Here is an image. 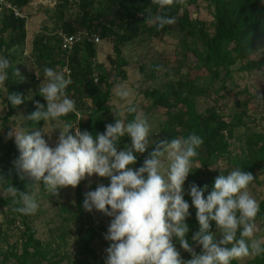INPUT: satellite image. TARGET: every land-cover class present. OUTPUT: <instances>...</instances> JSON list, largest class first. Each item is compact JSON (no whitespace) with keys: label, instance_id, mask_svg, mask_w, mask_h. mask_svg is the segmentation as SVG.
<instances>
[{"label":"trees","instance_id":"obj_1","mask_svg":"<svg viewBox=\"0 0 264 264\" xmlns=\"http://www.w3.org/2000/svg\"><path fill=\"white\" fill-rule=\"evenodd\" d=\"M36 1L39 0H5L25 13ZM53 1L60 18L72 6L76 8L78 16L72 21L62 22L59 31L42 28L35 35L30 54L24 58L31 64V71L15 66L18 61L16 52L24 47L26 40V20L15 17L11 10L0 6V57L10 61V67L6 70L8 78L0 91V95L6 98L7 106L6 114L0 117V150L9 156V161L0 166V175L8 179L0 183V187L6 190L12 184L21 192L27 191L30 181L27 177L21 180L13 165V161L19 157L14 138L6 137L9 128H15L14 116L22 108H26V121L21 128L31 132L46 126L47 122L27 120L28 115L36 111L37 102L46 108V101L38 94L45 67L58 72L66 69L69 73L64 72L71 81L66 94L75 101L76 111L60 117L62 127L67 122L73 127L77 125L82 132L87 130L93 135L104 133L107 124L121 119L109 105L111 91L125 79V68L132 58L142 57L145 61L146 50L165 38H171L177 50L173 55V65L170 66L168 60L160 55L156 61L140 66L142 83L146 87L140 92L141 103L131 106L148 118L152 128L150 135L156 137L155 142L186 137L189 133L200 135L204 140L198 149V156L193 160L192 173L184 184V199L190 205V215L186 221L190 231L186 239L199 254L201 247L192 242L199 225L196 210L191 206L189 186L196 184L203 188L207 185L210 192L220 174L227 175L239 169L250 172L254 177L256 171L264 170V130H256L257 121L244 110L253 99L252 95L247 87L241 89L237 84L238 80L250 75H264V0H184L183 4L174 3L163 9L153 5L151 0ZM200 3L205 5L211 17L209 23L190 17L188 9L198 11ZM158 14L175 17V24L158 30L156 25L145 23L148 15ZM79 32L85 35L82 41L71 51L63 52L60 34L71 36ZM92 35L98 36L100 42L111 44L112 55L106 57L108 71L105 65L97 61L98 46L91 41ZM125 48L131 49L127 56L124 54ZM167 67L169 70H166ZM184 68L206 73V83L200 84L197 76L190 78ZM15 69L23 79L14 74ZM34 74L38 76V83ZM162 78L169 80L164 84L159 83ZM27 88L33 89L30 98ZM13 93L23 99V103L17 107L7 101V96ZM261 96L264 97V89L258 97ZM201 99L213 101L212 106L203 112L199 110ZM258 100L263 107L260 118L264 122V99ZM220 102H223L224 108L220 107ZM135 115L128 111L124 122L132 121ZM48 122L52 126L57 124L56 121ZM155 142L144 154L137 155L135 168L142 166L145 158L154 150ZM128 143L130 138L123 136L117 147L122 150ZM83 185L84 181H81L75 188L74 205L61 206L60 209L61 215H67L62 222L75 225L77 251L68 264H104L91 247L97 231L92 226L89 213L83 208L85 194L94 191L95 184H91L85 193ZM39 191L47 193L43 185ZM207 195L208 192L205 198ZM12 201L13 197L9 194L0 198V208L6 210L9 226L15 225L19 234L17 243L8 246L4 252L1 264H61L63 257L51 249V242L43 244L36 238L30 215L14 211L19 205ZM259 208L255 224L264 228V197L259 202ZM210 225V231L215 234V222L210 221ZM65 236L60 237V245H65ZM173 243L182 259H191L175 238ZM231 264H264V254L234 259Z\"/></svg>","mask_w":264,"mask_h":264},{"label":"clouds","instance_id":"obj_2","mask_svg":"<svg viewBox=\"0 0 264 264\" xmlns=\"http://www.w3.org/2000/svg\"><path fill=\"white\" fill-rule=\"evenodd\" d=\"M151 3L163 9L174 3L183 4L184 0H151ZM175 22V17L159 14L148 15L145 21L156 25L158 30ZM9 67L10 61L0 57V85L8 78ZM14 74L21 77L18 69ZM70 83L64 72L45 67L38 94L46 101V108L37 102L36 111L27 120L59 124L60 117L75 112V101L66 94ZM114 91L129 104L127 110L137 114L127 123L115 119L106 125L104 133L82 132L77 125L65 122L58 128L55 146H50L55 130L46 129L45 125L31 132L9 128L6 139L14 138L19 151V157L13 161L14 169L21 180L27 177L30 181L26 192L12 184L6 188L13 204L19 205L14 211L34 215L39 208L36 195L41 185L51 196L58 197L60 189H75L81 181L95 175L107 178L110 183L98 184L94 191L87 192L83 208L111 218L104 235L109 242L105 264H231L234 259L264 254V237L254 235L259 203L248 190L254 177L239 169L216 177L210 192L207 185L189 186L191 206L196 210L199 225L192 242L201 247V252L195 251L186 239L190 231L186 223L190 205L184 199V184L192 173L203 138L189 133L186 137L157 141L142 166L135 168L137 155L149 148L150 124L143 113L131 106V88L117 83ZM7 101L13 107L23 103L22 97L14 93L7 96ZM123 136L130 138V143L121 150L117 144ZM7 180L0 175V183ZM210 221L215 222L216 234L210 231ZM174 238L191 259L181 258Z\"/></svg>","mask_w":264,"mask_h":264},{"label":"rangeland","instance_id":"obj_3","mask_svg":"<svg viewBox=\"0 0 264 264\" xmlns=\"http://www.w3.org/2000/svg\"><path fill=\"white\" fill-rule=\"evenodd\" d=\"M100 1V0H95ZM190 13L191 19H197L199 21H203L209 23L211 21V17L208 11L205 8L203 3L199 4V9L196 11L194 8L188 9ZM26 15V40L24 47L16 52L18 57V61L15 63L16 67L24 68V70L31 71L32 66L27 61L26 56L30 54L32 41L38 33L42 31V28L48 29V31H57L62 22L72 21L78 16V12L76 8L73 6L65 10L63 17L60 18L55 9L53 0H39L33 2ZM59 31V30H58ZM98 46V55L97 61L99 64L105 65L108 71V66L106 62V57L108 55H112L111 44L109 42H99ZM131 51L130 48H125L124 54L127 56ZM22 52V54H21ZM177 50L173 45V40L171 38H165L163 42L155 43L153 48L146 50V58L143 61L142 57L140 58H132L131 62L125 68V79L120 81V83L126 84L129 88H131L133 95L131 97V105L138 106L142 99L140 96V92L142 89L146 87L145 83H142V73L140 72V66H144L149 62H154L160 55H163V58L168 60V64L170 66L173 65V55ZM140 53V52H136ZM21 54V55H20ZM22 57V58H21ZM21 58V59H20ZM141 62H146L141 64ZM168 66V67H170ZM167 67L166 70H169ZM188 72V76L190 78L198 77V81L200 84L206 83V73L201 72H192L187 70V68L183 69ZM35 82L38 83V76L34 74ZM168 78H162L159 83H167ZM238 86L243 89L247 87L250 95H252L253 99L250 104L247 106L245 111H247V115L257 121L256 130L263 131L264 130V122H261V116L263 114V107L261 102L258 100L259 93L264 89V75L263 74H253L243 80H238ZM115 88V87H114ZM114 88L111 91V100L109 105L116 111L121 120L125 119V115L128 112L127 109L129 104L121 100L115 95ZM3 90V85H0V91ZM28 97L32 96L31 91L33 89L27 88ZM6 98L4 95H0V117H3L6 114L7 106H6ZM213 101L210 99H201L199 103V110L203 112L204 109L211 107ZM25 107V106H23ZM220 107L224 108L223 102H220ZM137 112L141 113V111ZM137 114V113H136ZM26 121V108H22L17 111L14 116L15 128H21L22 123L24 124ZM46 129L55 130L52 133L51 139L49 140L50 146H55V142L59 136V129L62 128V125L57 123L56 125H51L50 122L46 123ZM151 128V125H150ZM57 129V130H56ZM152 129V128H151ZM1 132V131H0ZM2 134V133H0ZM150 144L149 146L156 141V137L153 138L150 134ZM48 140V137H45ZM9 161V156L2 150H0V166L6 164ZM1 168V167H0ZM83 185V192H87L89 186L91 184H95V189L98 184L103 183L107 186L110 182L106 180V178H100L98 176H92L86 178ZM248 190L250 194L257 200L259 203L264 197V170L256 171L254 174V181L249 185ZM7 196L6 191L0 187V198ZM37 202L39 204V208L34 215H30V221L33 231H35L36 238L43 244L47 242H51V249L55 250L59 255L63 257V261L61 264H68L69 261H72L73 253L77 251L75 249V225L70 223H63V219L67 218V215H61L60 209L61 206H73L75 203V189L69 187L66 189L59 190V196H51L49 193H42L40 191L37 192L36 195ZM5 209L0 208V264L3 259V254L8 248V246L15 245L17 243V236L19 234V230H16L15 225L9 226V223L5 216ZM89 213V212H88ZM91 218L92 226L97 231V236L95 237L91 247L95 251L96 255L99 259L103 261L105 264L106 259V248L109 246V242L104 239V235L107 232L108 225L110 223L109 217H105L102 213H98L95 210L89 213ZM10 220V219H9ZM257 231L255 232V238L264 237V228L259 224L256 225ZM217 232V229H216ZM215 232V234H216ZM65 234V245H60L61 241L60 237ZM60 246H59V245ZM13 264V263H9Z\"/></svg>","mask_w":264,"mask_h":264},{"label":"built area","instance_id":"obj_4","mask_svg":"<svg viewBox=\"0 0 264 264\" xmlns=\"http://www.w3.org/2000/svg\"><path fill=\"white\" fill-rule=\"evenodd\" d=\"M0 6H2L5 9L11 10L15 17L26 20V15L24 14L23 10H19L16 7L10 6L8 3L5 2V0H0ZM60 36H61V50L63 52H69L74 48L75 45L79 44L82 41L85 35L82 32H79L71 36L64 34L63 35L60 34ZM91 41H93V43L95 44H98L100 42L99 37L96 35L91 36ZM64 72L65 74H69L66 69L64 70Z\"/></svg>","mask_w":264,"mask_h":264}]
</instances>
